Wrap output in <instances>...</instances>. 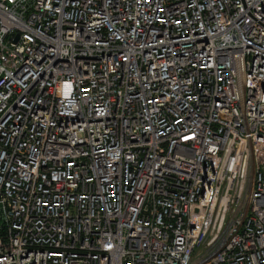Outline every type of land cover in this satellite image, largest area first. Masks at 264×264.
Segmentation results:
<instances>
[{
    "label": "built area",
    "instance_id": "1",
    "mask_svg": "<svg viewBox=\"0 0 264 264\" xmlns=\"http://www.w3.org/2000/svg\"><path fill=\"white\" fill-rule=\"evenodd\" d=\"M0 264H264V0H0Z\"/></svg>",
    "mask_w": 264,
    "mask_h": 264
}]
</instances>
